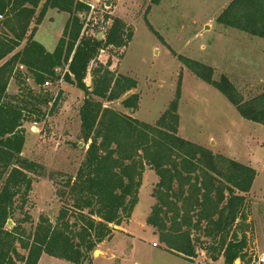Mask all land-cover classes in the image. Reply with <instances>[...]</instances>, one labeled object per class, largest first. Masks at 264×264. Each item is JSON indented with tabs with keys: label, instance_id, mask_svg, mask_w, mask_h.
<instances>
[{
	"label": "trees",
	"instance_id": "obj_1",
	"mask_svg": "<svg viewBox=\"0 0 264 264\" xmlns=\"http://www.w3.org/2000/svg\"><path fill=\"white\" fill-rule=\"evenodd\" d=\"M49 10L70 16L53 52L35 40ZM89 11L81 0H0V264H39L44 255L71 264L90 263L116 227L132 218L147 169L159 180L147 225L155 229L165 251L192 261L200 247L214 262L224 258V264H243L249 217L246 195L256 171L179 136L181 86L155 125L105 107L103 102L118 101L138 87L136 80L99 63L103 51H125L134 29L113 18L104 40L86 38L80 15ZM217 22L264 39V0H233ZM147 26L161 39L148 20ZM177 57L221 92L243 119L264 126V93L245 101L226 77L216 82L211 67ZM65 66L68 71L59 74ZM24 69L42 91L27 86V98L10 95L13 80L21 87L27 83ZM62 80L85 94L80 108L81 139L88 147L84 161L75 178H60L57 196L62 206L55 222L42 216L33 234L19 223L8 230L17 207L24 210L29 201L31 174L46 175L43 167L23 159L25 123L32 117L35 123L44 119L43 106L51 102L57 106L45 84ZM139 102L134 94L123 106L135 110ZM29 220L28 216L24 222Z\"/></svg>",
	"mask_w": 264,
	"mask_h": 264
},
{
	"label": "rangeland",
	"instance_id": "obj_2",
	"mask_svg": "<svg viewBox=\"0 0 264 264\" xmlns=\"http://www.w3.org/2000/svg\"><path fill=\"white\" fill-rule=\"evenodd\" d=\"M81 1L96 7L95 11L80 15L86 38L104 40L113 18L134 29L133 40L125 51H103L99 63L118 75L136 80L138 87L118 101L103 102L105 107L155 125L181 86L179 136L256 171L252 190L246 195L249 217L247 257L243 264H249V258L264 252V126L243 119L221 92L200 80L177 56L211 67L216 82L226 77L249 101L264 93V39L217 22L233 0H163L159 6H154L152 0ZM68 16L53 12L52 23L46 22L36 40L51 49L62 37ZM147 20L161 39L150 31ZM117 54L124 56L118 58ZM67 71L68 66L58 70L62 75ZM23 73L27 75V83L21 87L13 80L9 94L27 98L28 87L40 93L42 89L25 69ZM87 86H92V78L91 82L88 78ZM45 92L57 99V106L54 107V102L43 106L40 110L44 119L35 123L37 119L32 117L25 123L23 159L43 167L46 175L31 174L34 184L29 201L24 210L17 207L8 230L19 223L24 231L33 234L42 216L56 221L62 206L57 196L60 178L76 177L88 148L81 139L80 108L84 92L63 80L51 82ZM134 94L140 97L138 107L126 109L123 102ZM158 181L156 173L147 169L132 218L116 227L112 239L100 245L87 264L213 262L200 247L192 261H184L163 249L155 229L147 225L156 204L153 192ZM20 205L18 200L17 206ZM28 216L30 220L25 223ZM17 248L27 255L19 245ZM220 262L224 264V258ZM41 264L71 263L46 255Z\"/></svg>",
	"mask_w": 264,
	"mask_h": 264
},
{
	"label": "crops",
	"instance_id": "obj_3",
	"mask_svg": "<svg viewBox=\"0 0 264 264\" xmlns=\"http://www.w3.org/2000/svg\"><path fill=\"white\" fill-rule=\"evenodd\" d=\"M53 12H58V11H57V10H49V11H48V13H47V15H46V18L44 19L43 23L38 27L39 29H38V32H37V34H36V36H35V40H36L37 35L39 34V32L41 31V29L43 28V26L46 24V22H48L49 24L52 23L51 20L53 19V17H52ZM58 13H60V12H58ZM65 14H67V13H65ZM67 15H68V14H67ZM69 18H70V16H68V19H67V21H66V23H65V26H66V24H67ZM55 19H56V18H55ZM64 28H65V27H64ZM63 31H64V30H63ZM62 34H63V32H62ZM61 36H62V35H61ZM60 38H61V37H60ZM59 40H60V39H59ZM36 41H37V40H36ZM58 42H59V41H58ZM58 42H57L56 44H54V45L51 47V49H49V48L46 47L45 45H44V46L46 47L47 51H49V52H53V51L56 49ZM11 83H12V82H11ZM11 83H10V85H11ZM8 91H9V90H8ZM205 148H206V147H205ZM207 149H208V148H207ZM44 257H46V255H44V256L42 257V259H41V261L39 262V264L42 263ZM177 257H179L180 259L186 261L185 258H183V257H180V256H177ZM220 260H221V259H220ZM220 260L217 261V262H214V261L211 262V261H210V262H208V263H206V264H221Z\"/></svg>",
	"mask_w": 264,
	"mask_h": 264
},
{
	"label": "built area",
	"instance_id": "obj_4",
	"mask_svg": "<svg viewBox=\"0 0 264 264\" xmlns=\"http://www.w3.org/2000/svg\"><path fill=\"white\" fill-rule=\"evenodd\" d=\"M89 7H90V10L92 11H95L96 7L94 5H89L87 4ZM50 83H46L45 84V87L49 86ZM249 264H264V252H262L261 254H259L258 256H254V257H251L249 258Z\"/></svg>",
	"mask_w": 264,
	"mask_h": 264
},
{
	"label": "water",
	"instance_id": "obj_5",
	"mask_svg": "<svg viewBox=\"0 0 264 264\" xmlns=\"http://www.w3.org/2000/svg\"><path fill=\"white\" fill-rule=\"evenodd\" d=\"M89 81L91 82V76H89ZM8 225H9V226H12V225H13L12 220H9Z\"/></svg>",
	"mask_w": 264,
	"mask_h": 264
}]
</instances>
